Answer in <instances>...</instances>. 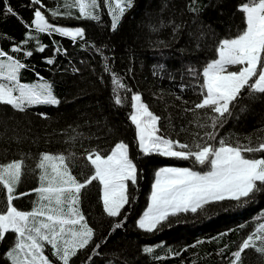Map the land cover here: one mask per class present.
<instances>
[{
    "label": "trees",
    "instance_id": "obj_1",
    "mask_svg": "<svg viewBox=\"0 0 264 264\" xmlns=\"http://www.w3.org/2000/svg\"><path fill=\"white\" fill-rule=\"evenodd\" d=\"M65 2L71 7L65 8ZM99 2L100 20L93 21L76 18L79 8L74 0H41L40 5L32 0H0V50L26 65L20 71L21 83L47 82L60 100L58 105H35L23 113L0 105V162L24 157L29 168L35 169L42 153H75L72 175L83 182L94 173L86 155L94 149L108 155L123 141L141 170L138 186L130 189L135 199L130 207L126 205L127 219L122 221V228L115 229L120 218L105 213L102 185L98 181L87 185L81 191L79 207L94 229V237L70 264H230L232 253L264 223V191L247 203L225 200L196 213L170 217L159 231L146 233L137 222L148 206L156 171L193 164L139 155L135 126L129 117L134 111L132 93H139L150 110L162 118L166 135L189 143L193 133L202 135L201 129L189 123L192 115L185 109L200 101L202 71L218 58V43L236 36L244 27L238 6L246 0H133V7L125 12L116 30L111 28V15L103 0ZM111 2L114 7V0ZM8 7L15 14L8 13ZM193 7L199 11L193 12ZM36 8L54 25L83 28L84 38L73 41L58 33L50 36L36 31L31 26ZM57 9L60 15L52 17L51 11ZM69 12L71 15L66 14ZM41 44L45 46L43 52L38 50ZM17 47L21 51L15 52ZM28 51L33 55L27 56ZM105 64L130 92L118 88L114 92ZM115 94L122 97L121 105L114 103ZM234 104L232 115L219 129L220 137L238 138L241 143L248 139L254 144L264 141V94L246 88ZM195 170L208 168L197 165ZM38 185V170L23 175L14 193L19 197L14 206L32 210L38 199L32 190ZM5 197L6 190L0 192V208ZM255 242L260 245V241ZM11 246L12 236L6 235L0 243V264H10L6 252ZM50 247L46 246L45 254L53 264H62L51 255ZM149 247L152 253L144 251ZM242 264H264V254L245 250Z\"/></svg>",
    "mask_w": 264,
    "mask_h": 264
},
{
    "label": "snow or ice",
    "instance_id": "obj_2",
    "mask_svg": "<svg viewBox=\"0 0 264 264\" xmlns=\"http://www.w3.org/2000/svg\"><path fill=\"white\" fill-rule=\"evenodd\" d=\"M32 3L40 5L41 0H32ZM103 3L111 15L113 30L117 29L125 12L133 7V0H114V7L111 0H103ZM74 4L79 8L77 19L100 20L99 0H74ZM64 7L71 5L65 2ZM192 11L199 9L193 7ZM238 11L243 15L244 27L236 36L226 37L218 43V58L208 62L202 71L201 99L185 109L192 115L189 123L201 129L202 135L193 133L191 143L166 135L160 124L162 118L150 110L141 94L132 93L134 111L129 118L135 126L139 155L175 158L193 164V167H161L156 171L150 204L137 222L138 228L146 233L159 231L170 217L196 213L208 204L225 200L247 203L249 198L264 191V156L253 155L264 153V141L254 144L248 139L241 143L238 138L220 137L219 134V129L232 115L234 102L242 90L247 88L250 92L264 94V0H246L238 6ZM8 13L15 14L11 7H8ZM66 14L71 15L70 12ZM58 15V9L51 11L52 17ZM31 26L40 33L50 36L58 33L73 41L83 39L85 35L83 28L55 26L39 8L34 11ZM38 50L43 52L45 46L41 44ZM14 51L21 49L17 47ZM26 55L32 56L33 52L28 51ZM25 67L8 52L0 50V80L7 81L0 83V105L11 106L22 113L35 105H58L60 100L54 95L51 84L20 82V71ZM104 70L111 73L108 64ZM190 71L196 75L195 70ZM111 75L114 92L117 88L131 91L115 73ZM114 103H123L119 94H115ZM74 159L75 153H42L35 169L29 168L24 157L0 162V192L6 190L5 204L0 208V243L6 235L12 236L14 246L6 252L10 264H53L45 254L46 246H51L49 251L56 260L70 264L78 251L88 247L93 241L94 229L89 226L79 203L82 189L93 181L102 185L101 199L107 216L120 218L114 228L123 227L122 221L127 219L126 205L130 207L135 199L130 189L135 190L138 186L141 172L130 156L129 145L121 141L108 155L95 149L88 153L86 159L94 173L83 182L72 175ZM197 165L208 170H195ZM37 170L39 185L32 190L38 196L36 206L30 211L19 210L13 204L19 198L14 193L22 176ZM29 194L20 193L19 196ZM257 240L260 245L255 242ZM248 249L264 254V223L259 224L232 253L230 264H242V255ZM144 251L152 253L153 249L149 247ZM223 251L221 249V253Z\"/></svg>",
    "mask_w": 264,
    "mask_h": 264
},
{
    "label": "rangeland",
    "instance_id": "obj_3",
    "mask_svg": "<svg viewBox=\"0 0 264 264\" xmlns=\"http://www.w3.org/2000/svg\"><path fill=\"white\" fill-rule=\"evenodd\" d=\"M55 26H57V27H65V28H73V27H68V26H63V25H55ZM73 29H74V28H73ZM0 83H4V82L0 80ZM165 167H174V166H165ZM205 171H207V170H205ZM153 183H154V182H153ZM150 193H151V192H150ZM149 204H150V195H149L148 206H149ZM148 206H147V207H148ZM146 210H147V208L145 209V211H146ZM145 211H144V212H145ZM142 215H143V214H142ZM142 215H141V217H142ZM141 217H140V218H141ZM140 218H139V219H140ZM13 246H14V245H13ZM11 247H12V246H11ZM11 247H10V249H11ZM10 249H9V250H10Z\"/></svg>",
    "mask_w": 264,
    "mask_h": 264
},
{
    "label": "crops",
    "instance_id": "obj_4",
    "mask_svg": "<svg viewBox=\"0 0 264 264\" xmlns=\"http://www.w3.org/2000/svg\"><path fill=\"white\" fill-rule=\"evenodd\" d=\"M19 209V208H18ZM19 210H23V209H19ZM25 211H29V210H25Z\"/></svg>",
    "mask_w": 264,
    "mask_h": 264
}]
</instances>
